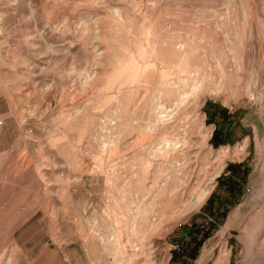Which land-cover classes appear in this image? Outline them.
<instances>
[{
    "label": "rangeland",
    "instance_id": "374dc122",
    "mask_svg": "<svg viewBox=\"0 0 264 264\" xmlns=\"http://www.w3.org/2000/svg\"><path fill=\"white\" fill-rule=\"evenodd\" d=\"M256 66L261 90L264 0H0V264H264ZM231 163L246 182L187 261Z\"/></svg>",
    "mask_w": 264,
    "mask_h": 264
},
{
    "label": "trees",
    "instance_id": "16d2710c",
    "mask_svg": "<svg viewBox=\"0 0 264 264\" xmlns=\"http://www.w3.org/2000/svg\"><path fill=\"white\" fill-rule=\"evenodd\" d=\"M221 113V120L214 119L215 111ZM214 113L204 111L207 116L206 122L213 124L214 129L209 139V144L213 147H219L230 143V133L232 130V122L229 113L226 109L217 107ZM249 168L244 163H231L227 164L224 173L216 180V187L213 192L206 199L204 205L201 207V213H204L210 219L206 220L202 227L193 226L183 227L185 235L183 243L194 244L193 248H189L185 254L187 261H192L201 243L207 239L215 230L216 226L225 217L228 208L231 207L241 192L242 187L246 182V177ZM219 192L221 194H219ZM200 238L197 240V236ZM183 249V247L181 248ZM175 254L173 262H175ZM185 264H188L185 262Z\"/></svg>",
    "mask_w": 264,
    "mask_h": 264
},
{
    "label": "bare ground",
    "instance_id": "6f19581e",
    "mask_svg": "<svg viewBox=\"0 0 264 264\" xmlns=\"http://www.w3.org/2000/svg\"><path fill=\"white\" fill-rule=\"evenodd\" d=\"M254 70H255V72H254V87L256 88L255 90L258 91L257 95H258L259 101L261 102L264 99V89H261L262 91L257 89V86H259V73L261 72V69H258L257 66H256V69H254ZM232 74L234 75V73H232ZM255 178H254L253 185H252L253 186V188H252L253 189V193H252L251 201L252 202L264 201V171L261 172V174H259V180H261V181H258Z\"/></svg>",
    "mask_w": 264,
    "mask_h": 264
}]
</instances>
